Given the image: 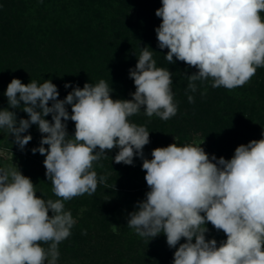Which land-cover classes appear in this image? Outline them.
Returning <instances> with one entry per match:
<instances>
[{"label":"clouds","instance_id":"clouds-1","mask_svg":"<svg viewBox=\"0 0 264 264\" xmlns=\"http://www.w3.org/2000/svg\"><path fill=\"white\" fill-rule=\"evenodd\" d=\"M161 5L155 11L161 18L155 29L158 47L168 50L169 64L181 61L197 69L186 75V93L198 90L197 81L233 90L264 67V0H161ZM149 49L141 48L129 69L132 99H113L103 79L73 87L63 100L50 79L24 84L13 78L7 85L8 108L0 109V129L23 150L32 136L22 134L38 126L40 146L31 151L45 156V175L58 199L37 196L17 165L0 166V264H58V246L76 223L64 202L107 186L108 175H98L94 165L103 168L99 162L114 148L117 164L142 159L149 188L129 213L127 227L149 241L164 234L168 247L176 249L173 264H264V138L239 145L231 159L209 157L202 143L177 142L144 158L150 132L129 118L143 109L147 117L167 121L178 111L172 73L157 67ZM206 94L205 89L201 95ZM188 102H195L192 95ZM18 108L27 119L18 120L9 110ZM49 114L51 121L45 119ZM68 120L75 124L73 135ZM207 223L226 240L218 245L206 239Z\"/></svg>","mask_w":264,"mask_h":264},{"label":"trees","instance_id":"trees-1","mask_svg":"<svg viewBox=\"0 0 264 264\" xmlns=\"http://www.w3.org/2000/svg\"><path fill=\"white\" fill-rule=\"evenodd\" d=\"M161 6V0H0V109L8 108L4 92L13 78L24 84L50 79L61 100L73 87L83 88L85 83L95 84L103 79L113 89V99H132L135 85L129 69L135 67L141 48L147 46L153 51L157 67L168 68L172 73L171 87L178 111L167 121L155 115L149 118L143 109L129 118L150 132L144 158L151 159V152L157 147L177 142L180 146L202 143L209 157L231 159L239 145L264 138V67L258 68L242 87L227 90L212 88L210 81L203 85L197 81L198 90L186 93V75L197 69L181 61L169 64L164 57L168 50L158 47L155 29L161 18L155 11ZM261 15L264 17V13ZM66 83L71 87L65 88ZM205 89L207 94L202 96ZM188 95L194 97V103L188 102ZM66 107L71 114V106ZM9 110L16 112L18 120L28 118L19 108ZM45 119L51 121V114ZM65 123L69 135H73L74 122ZM0 132L5 135L0 136V146L21 160V172L34 183L36 195L46 200L58 199L45 175V156L31 151L40 146L42 134L38 126L31 125L22 134L32 136L23 150L13 143L14 137L5 130ZM117 152L115 148L106 150L108 158L99 162L103 168L94 165L98 175H108L107 186L98 185L89 200L85 194L86 197L64 202L65 210L71 211L76 223L71 236L58 246V264H130L141 246L153 250L155 263L148 264H173L176 249L168 247L164 234L149 241L127 227L129 213L136 210L138 201L145 199L149 188L142 184L146 175L142 159L136 156L133 165L117 164L112 159ZM29 164L33 165L29 168ZM80 206L86 208L83 219L73 215ZM115 223L119 227L111 225ZM206 227V239L226 240L224 233L210 223ZM84 230L86 235L82 234ZM135 261H140L138 256Z\"/></svg>","mask_w":264,"mask_h":264},{"label":"rangeland","instance_id":"rangeland-1","mask_svg":"<svg viewBox=\"0 0 264 264\" xmlns=\"http://www.w3.org/2000/svg\"><path fill=\"white\" fill-rule=\"evenodd\" d=\"M0 136H5L3 133H1L0 132ZM194 145H199V144H197V143H195ZM201 146H203V145H201ZM13 164H15V165H17V167H18V169L21 171V169L23 168V165H22V162H21V160L19 159V158H17V157H13L12 155H10L8 152H7V150L6 149H4L3 147H2V144H1V146H0V166H8V165H13ZM28 165V164H27ZM33 164H29V168L32 166ZM138 170H140V168L138 169ZM136 172H137V169H136ZM136 174H138V173H136ZM143 174V173H142ZM144 175V174H143ZM145 176V175H144ZM137 179V178H136ZM139 180V179H138ZM142 184H144V187H145V185H147L146 184V181H145V178H144V180H143V182H142ZM85 196V195H84ZM87 196V199L89 200V198L91 197V196H88V195H86ZM85 196V197H86ZM76 200V199H75ZM67 202V201H66ZM86 208L85 207H82V206H80V207H78V209H77V211H75L74 213H73V215H75L74 217H76V218H78V219H80L81 217H82V219L83 218H85L86 217V214L84 213V210H85ZM125 211V210H124ZM76 221V220H75ZM111 225H113V227L114 228H116V226H118L119 227V225H117V223H115V224H111ZM112 227V228H113ZM118 231V230H117ZM134 234H135V232H134ZM224 236H226L225 234H223ZM127 237H128V235H127ZM127 237H126V239H127ZM221 241H224L223 239L222 240H220V239H218V241H217V243H218V245H219V243L221 242ZM184 242H186L184 239L182 240V243H184ZM194 242V241H193ZM122 250V249H121ZM135 250V249H134ZM137 251H139V252H141V253H137ZM137 251H135V253L136 254H138V255H136V256H138V258H139V262H136L135 261V254H134V258H133V260L134 261H132L130 264H148L149 262H154V257L152 256V252H153V250H151V249H149V246H145V247H143V246H141V247H139V248H137ZM149 254H151L150 256H149ZM152 256V257H151ZM83 261L85 262V259H83ZM155 263V262H154ZM115 264H118L117 263V261H116V263ZM123 264H128V262L127 261H125V262H123Z\"/></svg>","mask_w":264,"mask_h":264}]
</instances>
